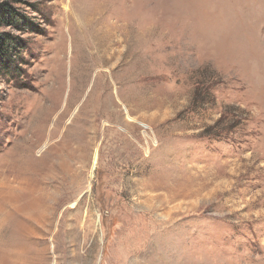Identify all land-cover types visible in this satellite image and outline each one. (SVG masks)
Masks as SVG:
<instances>
[{"label":"rangeland","instance_id":"374dc122","mask_svg":"<svg viewBox=\"0 0 264 264\" xmlns=\"http://www.w3.org/2000/svg\"><path fill=\"white\" fill-rule=\"evenodd\" d=\"M0 264H264V0H0Z\"/></svg>","mask_w":264,"mask_h":264},{"label":"bare ground","instance_id":"6f19581e","mask_svg":"<svg viewBox=\"0 0 264 264\" xmlns=\"http://www.w3.org/2000/svg\"><path fill=\"white\" fill-rule=\"evenodd\" d=\"M32 127H33V126H32ZM34 128H35V127H34ZM33 131H34V129H33ZM36 133H37V132H36ZM23 135H24V134H23ZM35 135H36V134H35ZM23 138H24V137H23ZM32 138H33V137H32ZM21 142H22V141H21ZM38 142H39V141H38ZM48 142H49V141L47 140L44 144H42V145L40 146V148L46 147L47 144H48ZM22 143H23V142H22ZM24 143H25V142H24ZM18 147H19V145H18ZM18 147H17V148H18ZM21 147H22V146H21ZM31 147H32V146H31ZM29 148H30V146H29ZM29 148H27V149H29ZM13 149H14V148H13ZM19 149H20V148H19ZM15 150H16V148H15ZM33 150H34V148H33ZM33 150H32V151H33ZM12 151H13V150H12ZM19 152H20V151H19ZM21 152H22V151H21ZM14 153H15V151H14ZM23 153H24V151H23L22 153H20V154H23ZM94 153H95V155H94V159H93V164H95V163L97 162V158H98V157H97V156H98L97 152H94ZM7 154H8V153H7ZM12 155H13V154H12ZM7 156H8V155H7ZM16 156H17V155H16ZM16 156H15V159H17ZM54 156H55V155H54ZM8 157H9V156H8ZM8 157H7V158H8ZM5 158H6V157H5ZM12 158H13V157H12ZM24 159H25V158H24ZM8 160H10V159H8ZM25 160H26V159H25ZM10 162H12V161H10ZM13 162H14V161H13ZM18 164H19V163H18ZM18 164H17V165H18ZM54 164L57 165V163H54ZM55 165H53L52 167H55ZM9 166H10V165H9ZM13 166H14V165H13ZM13 166H12V167H13ZM27 166H28V165H27ZM57 166H58V165H57ZM24 167H25V166H24ZM17 168H18V167H17ZM28 168H29V167H28ZM8 169H9V168H8ZM57 169H58V168H57ZM25 176H26V175H25ZM27 176H28V175H27ZM55 176H56V173H55V175H54L53 178H52L53 181L56 180V179H54ZM53 181H52V182H53ZM57 185H58V184H57ZM14 196L16 197L17 195L14 194ZM23 196H24V195H23ZM21 199H22V198H21ZM15 201H17V200H15ZM18 201H19V200H18Z\"/></svg>","mask_w":264,"mask_h":264}]
</instances>
